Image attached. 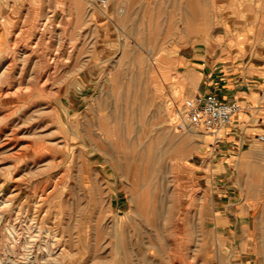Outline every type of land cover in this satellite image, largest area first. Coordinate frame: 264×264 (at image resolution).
Wrapping results in <instances>:
<instances>
[{
	"label": "rangeland",
	"instance_id": "rangeland-1",
	"mask_svg": "<svg viewBox=\"0 0 264 264\" xmlns=\"http://www.w3.org/2000/svg\"><path fill=\"white\" fill-rule=\"evenodd\" d=\"M234 23L264 44V0H0V264H264V142L230 236L223 142L173 123L180 53Z\"/></svg>",
	"mask_w": 264,
	"mask_h": 264
},
{
	"label": "crops",
	"instance_id": "crops-1",
	"mask_svg": "<svg viewBox=\"0 0 264 264\" xmlns=\"http://www.w3.org/2000/svg\"><path fill=\"white\" fill-rule=\"evenodd\" d=\"M252 44L249 29L234 23L231 30L225 26L218 29V40L198 39L178 57L186 67L181 83L188 96L216 91L221 97L238 100L242 105L233 121L220 130L218 138H213L216 143L223 142L217 146V151L223 154L222 161L213 166L218 168L214 177L218 179V175H222L221 186L225 180V187L218 189L220 196L214 197L215 214L220 211L219 216L216 214L218 231L221 229L230 236L235 235L232 228L236 226L224 213L226 207L233 205L235 198L242 195L237 188L229 186L235 179L230 165L237 159L240 162L244 152L256 145L258 134L264 132V44ZM205 133L208 132L199 135ZM230 145L236 148L230 149ZM230 151L235 156L227 162ZM234 209L243 211L246 208L237 205ZM244 224L249 226L251 223L244 219Z\"/></svg>",
	"mask_w": 264,
	"mask_h": 264
},
{
	"label": "built area",
	"instance_id": "built-area-1",
	"mask_svg": "<svg viewBox=\"0 0 264 264\" xmlns=\"http://www.w3.org/2000/svg\"><path fill=\"white\" fill-rule=\"evenodd\" d=\"M96 1L102 6L109 3V0ZM241 108L238 100L225 99L216 91H208L196 97L186 96L177 103L173 123L178 130L208 132L218 138L220 130L233 121L234 114ZM258 139L264 142V132L258 134Z\"/></svg>",
	"mask_w": 264,
	"mask_h": 264
},
{
	"label": "bare ground",
	"instance_id": "bare-ground-1",
	"mask_svg": "<svg viewBox=\"0 0 264 264\" xmlns=\"http://www.w3.org/2000/svg\"><path fill=\"white\" fill-rule=\"evenodd\" d=\"M23 41V40H22ZM16 42V41H15ZM21 44V43H20ZM33 45V44H32ZM39 50V49H38ZM7 57V56H6ZM11 58V57H10ZM64 58V57H63ZM53 60V59H52ZM52 67V66H51ZM45 71V70H44ZM46 81V80H45ZM11 85V84H10ZM196 96H198V94L197 95H195L194 97H196ZM190 132V134H193V135H199L198 134V132L197 131H189ZM206 134H209V135H211L213 138H214V135L213 134H210V133H206ZM7 139V138H6ZM48 250H49V248H48ZM48 252H51L50 250L48 251ZM51 254V253H50Z\"/></svg>",
	"mask_w": 264,
	"mask_h": 264
}]
</instances>
